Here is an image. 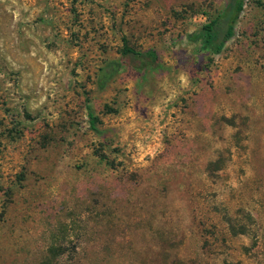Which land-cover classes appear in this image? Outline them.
Listing matches in <instances>:
<instances>
[{"label": "rangeland", "instance_id": "obj_1", "mask_svg": "<svg viewBox=\"0 0 264 264\" xmlns=\"http://www.w3.org/2000/svg\"><path fill=\"white\" fill-rule=\"evenodd\" d=\"M229 2L0 0V264H264V0L192 36Z\"/></svg>", "mask_w": 264, "mask_h": 264}, {"label": "trees", "instance_id": "obj_2", "mask_svg": "<svg viewBox=\"0 0 264 264\" xmlns=\"http://www.w3.org/2000/svg\"><path fill=\"white\" fill-rule=\"evenodd\" d=\"M244 9V0H230L229 4L221 13L208 22L203 24L202 28L192 34L193 37H199L204 40L206 47L213 53H221L226 42L231 39L235 32L236 23L240 17L241 12ZM121 50L123 56L134 55L148 59L152 65L159 64V57L154 49L137 50L130 45L126 38ZM117 62H110L112 66ZM109 66V67H110ZM115 70L105 69V79L110 78L114 74ZM103 80V79H102ZM101 80V81H102ZM104 82H101L103 85ZM89 122L94 130H97L98 116L95 114L93 108L88 109Z\"/></svg>", "mask_w": 264, "mask_h": 264}]
</instances>
